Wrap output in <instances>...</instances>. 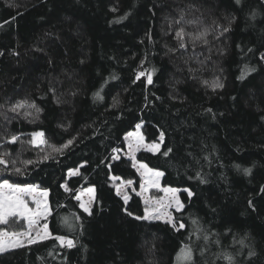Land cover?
Instances as JSON below:
<instances>
[{
    "label": "trees",
    "instance_id": "1",
    "mask_svg": "<svg viewBox=\"0 0 264 264\" xmlns=\"http://www.w3.org/2000/svg\"><path fill=\"white\" fill-rule=\"evenodd\" d=\"M0 24V183L47 191L51 237L0 253V264H178L185 246L182 264H264V0H0ZM140 124L148 144L164 133L156 154L135 160L179 191L182 229L133 219L125 209L143 216L145 205L115 193L113 176L139 190L131 163L111 159ZM89 187L91 215L76 199ZM26 230L17 218L0 225Z\"/></svg>",
    "mask_w": 264,
    "mask_h": 264
},
{
    "label": "snow or ice",
    "instance_id": "2",
    "mask_svg": "<svg viewBox=\"0 0 264 264\" xmlns=\"http://www.w3.org/2000/svg\"><path fill=\"white\" fill-rule=\"evenodd\" d=\"M236 3L239 4L240 0H236ZM113 11H115V9H113ZM13 19H15V17H13ZM183 22V16L180 17L179 20L174 21L175 24H181ZM4 23H10V21H5ZM4 25L0 24V28H2ZM223 32H227L229 31L228 27L223 28L222 30ZM188 34L184 31L183 28H180L179 30H177L175 32V38L178 41L179 47L180 48H185L186 47V43H185V38ZM197 39H202V36H197L194 38V40L192 41L193 43H195V40ZM170 51H172L170 49ZM0 55H3V53H0ZM262 58H264V54H262ZM255 69H249L247 71H254ZM246 73L242 72L241 77H239L240 79H242L244 77ZM142 76H145L144 72H139L136 75V80H139ZM147 83L151 84L152 83V74L148 73L147 74ZM213 90H215V88L217 87H222L221 84H219L218 82H214L213 85ZM51 91H55L54 89H51ZM96 95H99V93H97ZM27 102H17L16 104H14L12 107H10L8 109V111L11 112H17L19 109L24 108L26 106ZM28 107H32L35 108L36 105L35 104H28ZM37 111H39V109H37ZM140 128V125H137V129ZM33 137V140L31 141V143H33L34 145L38 144V143H44L45 141L40 140L37 141L38 137H42L43 133L40 132H34L31 134ZM129 135H132L131 133ZM19 137L17 136H12L10 139L7 140V143L9 144H14L18 141ZM140 139H143V137H141ZM159 140L162 142L164 140V133L161 132L160 133V137ZM72 144V141L69 140L62 149H53L54 151L57 152H63V149L68 148L70 145ZM129 147L131 148L132 145L130 144ZM147 149L149 151H152L153 153H155L156 151L159 150L160 145L159 144H152L150 146H146ZM171 151V149H168V151L163 152L162 155L167 156L168 153ZM7 153H4L3 155H0V165H4L5 167H7V161L3 158V156H6ZM48 156H45L44 159H48ZM113 159H118V157H113ZM25 165H29L32 164L33 162L31 160L25 161L24 162ZM141 168H144L146 171L151 172V170L146 168V165L141 164L140 165ZM16 174H21V169L20 168H15L14 169ZM245 174H248L250 172L249 169H245L244 170ZM78 172L77 170H70L69 171V176H73V175H77ZM154 176L159 177L161 175H163V173L161 172H155L153 173ZM111 179L113 180H118L119 177H111ZM197 179H201L199 174H197ZM201 182H205L201 179ZM127 183L129 185H131L132 181H127ZM153 183H157V181H153ZM61 187L65 188V191H69L68 187L66 185H61ZM36 189L33 187H27V188H21L18 185L15 184H11L9 183L7 180H4L3 183H0V225L3 224H7L10 220V218H21L24 220L28 221L29 224V228H32V225H34L35 223H37V220L39 219V217L41 216H45L48 213V209H47V201L44 200L43 201V207L41 208V201L38 199H34L33 202L36 203L37 205V209L35 210V212H33V210H31L30 208H28L26 201L22 198L23 194L25 193H32L35 192ZM89 193L92 192V189H88ZM165 192H171L173 194L172 197V202H170L169 204H167V207H175L176 211H180L184 205L180 202V200L178 198L175 197V193H176V189H164ZM184 191H186L188 193L189 198L192 197L193 193L188 190V189H184ZM261 191H264V188L261 189ZM40 195H42L43 197H47L48 193L47 191H44L42 193H40ZM117 195H120V191L119 189H117ZM77 200H80V197L77 196L76 197ZM124 199V203L125 205H127L129 197L127 195H125L123 197ZM147 204V202H146ZM250 206L251 205V201L249 202ZM80 208L85 212L88 213L89 215H91V211H90V202L89 204H85L83 201L80 202ZM126 214L129 216H132L133 219L136 220H154V219H161L162 217L166 216L167 218L164 220L165 223L172 225L174 228H176L177 230L182 229L185 227L184 224H179V226L177 227L176 223L174 222L171 214L169 213H161L159 212L158 209H151L149 207H145V213L143 216H133V214L130 211H127V209H125ZM195 223V221H194ZM48 226L47 224L43 225V235H41L39 232H37L36 236L33 237L31 232H26V233H8V232H0V253H4L10 249H14V248H19V247H23L25 241L28 244H34L37 243L39 240H45V239H49L50 237V233L47 230ZM5 237H7V239H4ZM54 239L56 241L59 242L60 246H67L69 248L74 247V242L72 240H67L65 237L63 236H56L54 237ZM208 237H205V240H207ZM243 243V242H241ZM249 255H253L252 252H249ZM226 259L229 260V264H231V257H226ZM192 260V249L188 246H185L183 249H181V252L178 254L177 257V261L178 264H182V262L184 261H188L191 262Z\"/></svg>",
    "mask_w": 264,
    "mask_h": 264
},
{
    "label": "rangeland",
    "instance_id": "3",
    "mask_svg": "<svg viewBox=\"0 0 264 264\" xmlns=\"http://www.w3.org/2000/svg\"><path fill=\"white\" fill-rule=\"evenodd\" d=\"M141 127H142L141 124H140L139 129H137V126H136L134 128L133 132H131L132 135H129L130 134L129 133L124 138L125 150L123 152L122 151H115L113 154V157L114 156L118 157V159H115V160H119L120 158H124L131 163L132 167L134 168V170L136 171V173L140 179L139 190L135 191L132 183H131V185H129L128 183L118 182L117 180L112 179V182H114V184H115V193L117 195V189H119L120 195H117V196L123 202H124L123 197L125 195H127L129 197V194H134L140 198V200L145 205V207L147 206L151 209H158L159 212L169 213L172 216L174 212H179V211H176L175 207H167V204L172 202L173 194L171 192H165L164 191V189H169V188L161 187V185H160L161 176L156 177L153 175V173L159 172V171L151 170V169H149V170H151V172L146 171L144 168L140 167V165L142 163H138L135 160V157L139 152H148L151 154H156L159 150L156 151L155 153H153L152 151H149L146 146H150L152 144H159V142H161L158 139V143L148 144L145 142L144 138L140 139L141 137H143L142 132H141ZM37 141H40V137L37 138ZM130 144L132 145L131 148L129 147ZM37 145H41V143H38ZM113 157H112L111 161H114ZM73 176H76V175H73ZM73 176H69V172L67 173V177H73ZM153 181H157V183H153ZM20 187L21 188L33 187L36 189L35 192L25 193L22 196V198L26 201L28 208H30L31 210H33V212H35V210L37 209V205H36V203L33 202L34 199L40 200L42 202L41 208L43 207V201L44 200L47 201V197H43L42 195H40V193H42L44 191L38 190L35 186H20ZM88 189H92V192L89 193ZM151 191L160 192V196L151 197L150 196ZM77 196L80 197V200H77L79 203V208H80V202L83 201L85 204H89V202H90V209H91L92 204H93V200H94V189L93 188L89 187V188L84 189V190H79L77 192L76 197ZM175 197L179 199V191H176ZM146 202H147V204H146ZM145 207H144L143 215L145 213ZM47 209H48V213H49L48 205H47ZM80 210L83 211L81 208H80ZM85 214H88V213H85ZM48 215L49 214H47L46 217L45 216L39 217V219L37 220V223L32 225L31 229L29 228V224H28L27 220H24L21 218H17V219L23 220L26 223V227H27L26 232H31L32 236L35 237L37 232H39L41 235H43V225H44L43 221L47 218ZM166 218L167 217L164 216L161 219L145 220V221L165 223L164 220ZM170 226H172V225H170ZM26 232H24V233H26ZM4 239H7V237H5ZM39 241H41V240H39ZM25 244H28V243L25 241L24 245Z\"/></svg>",
    "mask_w": 264,
    "mask_h": 264
}]
</instances>
